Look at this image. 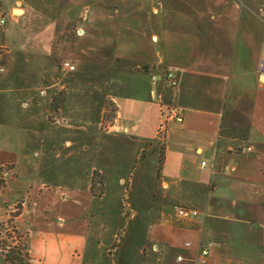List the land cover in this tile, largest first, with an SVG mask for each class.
Masks as SVG:
<instances>
[{"label":"crops","instance_id":"obj_1","mask_svg":"<svg viewBox=\"0 0 264 264\" xmlns=\"http://www.w3.org/2000/svg\"><path fill=\"white\" fill-rule=\"evenodd\" d=\"M0 12L21 86L65 75V115L85 124L45 151V132L16 129L0 104V166L16 172L3 176L30 264H110L118 233L115 264H193L200 243L209 264H264V0H0ZM105 100L114 116L98 131ZM168 106L182 122L158 145Z\"/></svg>","mask_w":264,"mask_h":264},{"label":"rangeland","instance_id":"obj_2","mask_svg":"<svg viewBox=\"0 0 264 264\" xmlns=\"http://www.w3.org/2000/svg\"><path fill=\"white\" fill-rule=\"evenodd\" d=\"M69 30L74 32L73 27H67L65 29L66 32L61 36L60 40H64L67 37ZM51 47L56 51L60 46L54 41L51 42ZM15 59H17L16 56ZM18 60L16 62L12 61V56L8 49L4 46L0 47V101H3L0 104H3L2 111L12 114L11 122H13L16 129L26 131L29 135L30 133L39 132L38 135L40 136V133L45 132L44 141L40 143L42 145L41 148L45 151L54 144L53 140L49 137L62 133L63 130L73 129L78 133L84 132V123H70L68 117L65 115V111H67V108L64 107L66 102L65 89L63 87L66 84L65 75L63 76L62 74L60 77L45 76L36 89L31 88V86H34L32 84L28 85V87L21 86V76L18 72L20 71V62L16 65ZM66 62L71 63L68 59H64L60 65L63 66ZM96 75H99V73H96ZM28 78L30 80V77ZM39 91H42V93H39ZM114 111V105L109 100H105L98 131H106L107 126L112 121ZM28 117L30 118L28 119ZM26 119L28 122L25 124ZM34 142L36 144V140L33 139V145ZM161 142H158V145H161ZM4 171L9 172L12 178L16 176V172L12 166H0V208L4 210V213L9 212L6 220L5 218L0 219V264H8L4 261L3 257L10 248L16 249L20 251L21 255H24V247L26 245L24 235L15 230V226L11 222L13 217L17 215L20 205L18 200H10V195L6 192L7 180H4ZM90 174L89 178L92 180V190L96 194H100L102 192V177L96 171ZM122 204L121 207L124 209L126 218L131 214V210L125 199ZM119 235L121 233L115 236L108 252L110 264H115L116 262V250L120 241Z\"/></svg>","mask_w":264,"mask_h":264},{"label":"built area","instance_id":"obj_3","mask_svg":"<svg viewBox=\"0 0 264 264\" xmlns=\"http://www.w3.org/2000/svg\"><path fill=\"white\" fill-rule=\"evenodd\" d=\"M6 26V18L2 12H0V28H4ZM64 68L69 71H73L74 67L70 65L68 62L63 64ZM165 80L167 81L168 87L173 89L177 86V78L172 71H168L165 74ZM258 82L260 85L264 86V50H262V55L258 64ZM173 122L181 123L182 122V113L181 111L172 106H168L167 110L162 114L160 119V124L157 130V137L159 140H164L168 132L169 125ZM246 151H250V148H245ZM202 166H205V163H201ZM177 214L179 216H184L186 214H190L191 216H197L196 211H189L183 207H179L177 209ZM186 245L188 243H185ZM209 248L210 243H200L199 248L197 250L196 256L193 259V264H209ZM182 261V257L177 256L175 260V264H180Z\"/></svg>","mask_w":264,"mask_h":264},{"label":"trees","instance_id":"obj_4","mask_svg":"<svg viewBox=\"0 0 264 264\" xmlns=\"http://www.w3.org/2000/svg\"><path fill=\"white\" fill-rule=\"evenodd\" d=\"M25 254L21 255L20 251L16 249H9V251L4 255V261L8 264H30V257L24 247Z\"/></svg>","mask_w":264,"mask_h":264}]
</instances>
